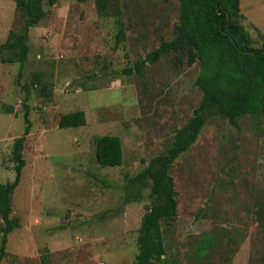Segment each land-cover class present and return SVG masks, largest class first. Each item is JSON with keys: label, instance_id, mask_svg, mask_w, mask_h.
<instances>
[{"label": "rangeland", "instance_id": "obj_1", "mask_svg": "<svg viewBox=\"0 0 264 264\" xmlns=\"http://www.w3.org/2000/svg\"><path fill=\"white\" fill-rule=\"evenodd\" d=\"M117 5L106 16L95 0H45L47 15L29 29L23 66L0 61V183L14 179L12 146L26 111L30 123L11 194L20 225L8 233L0 264H42L46 251L51 264H135L149 189L126 200L125 187L170 147L202 91L198 63L188 65L181 52L147 62L142 76L123 73L173 37L179 0ZM239 9L253 45H263L264 0H239ZM23 23L15 2L0 0V44ZM76 110L84 111L85 125L58 127L61 114ZM105 134L119 136L121 165L96 161L94 140ZM170 175L177 214L163 224L160 264H264V114L234 123L210 117Z\"/></svg>", "mask_w": 264, "mask_h": 264}, {"label": "trees", "instance_id": "obj_2", "mask_svg": "<svg viewBox=\"0 0 264 264\" xmlns=\"http://www.w3.org/2000/svg\"><path fill=\"white\" fill-rule=\"evenodd\" d=\"M24 16L20 32H10L0 44V61L20 63L23 66L29 51V29L46 15L45 0H13ZM53 5L56 0H46ZM179 22L170 40H162L144 58L137 59L123 73L142 76L146 63H154L163 55L181 52L188 65L198 63L195 80L202 97L193 115L179 128L170 147L150 159L148 165L130 178L126 200L137 199L143 187L149 189L150 204L144 212L137 239L135 264H160L165 259L166 244L163 224L170 226L177 214V191L170 175L173 161L195 142L212 116L222 115L234 123L237 117L251 113L264 114V44L253 45V39L240 21L239 0H179ZM100 15H113L119 8L117 0H95ZM117 41L125 37L123 22ZM25 104V103H24ZM26 105V104H25ZM23 135L13 141L12 156L16 162L13 181L0 183V261L5 255L9 232L19 227L17 216H11V194L20 181L25 160L22 155L25 137L29 131L27 111ZM86 124L82 110L60 115L58 127H78ZM95 158L100 166L122 164V145L119 136L105 134L95 138ZM139 188L136 189V186ZM202 246L201 251L205 252ZM49 252L41 254L42 264H51Z\"/></svg>", "mask_w": 264, "mask_h": 264}]
</instances>
